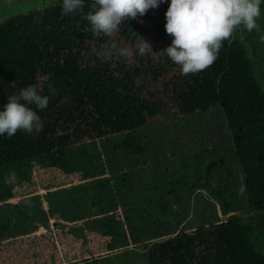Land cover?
<instances>
[{"label": "trees", "instance_id": "1", "mask_svg": "<svg viewBox=\"0 0 264 264\" xmlns=\"http://www.w3.org/2000/svg\"><path fill=\"white\" fill-rule=\"evenodd\" d=\"M91 2L85 0V12ZM169 4L170 0H164L143 16L125 19L111 36L85 32L81 14L64 15L60 5L18 13L0 22V110L8 96L29 85L38 86L40 94L48 96L42 110L31 106L44 123L40 133L18 130L11 138L0 136V178L14 174L17 182H24L32 171L53 168L71 157L72 152L65 153L68 145L85 136L102 145L109 171L120 184L111 189L105 205L103 196L94 193L98 184L91 181L50 189L42 196L18 194L21 197L15 203L0 204V226L7 224L0 231L6 229L8 237L39 227L46 232L49 218H53L54 228L76 234L80 229L76 221L86 217L84 224L108 215L118 217L113 212L117 205L133 214L127 219V230L144 233L143 222L147 221L154 236H160L156 233L169 223L165 204L159 200L150 204L133 182L123 179L120 183L122 175L113 174L124 161L145 160L148 148L142 130L151 123L167 125L217 106L231 137L245 204L251 210L264 211V90L254 76L243 42L232 36L224 41L210 67L198 74L181 75L179 66L163 52L173 39L165 30ZM142 39L152 51L138 54ZM120 48L133 50L130 61L114 56ZM58 130L63 135H57ZM77 148L78 159L88 156L86 144L79 143ZM93 149H97L94 144ZM196 166L194 179L182 183L185 193L208 184L207 170L201 174L200 163ZM226 173L232 174L230 170ZM177 183L170 180V191L179 190ZM232 184L209 188L223 219L189 231L170 222L166 232L174 235L143 246V264H264V252L254 245L250 226L234 213ZM7 190L0 184V201L15 196L6 194ZM88 192L92 197L84 195ZM87 197L90 207L85 211L80 207ZM114 220L116 228L120 221L115 224ZM113 226L107 224L109 232L104 235H112Z\"/></svg>", "mask_w": 264, "mask_h": 264}, {"label": "rangeland", "instance_id": "2", "mask_svg": "<svg viewBox=\"0 0 264 264\" xmlns=\"http://www.w3.org/2000/svg\"><path fill=\"white\" fill-rule=\"evenodd\" d=\"M53 5H60V0H0V22L18 13L41 10ZM260 12L257 19L258 30L249 32L246 28L237 29L232 36L242 40L246 55L253 65L254 76L264 90V42L260 40L264 36V3L260 5ZM41 81L42 78L39 83ZM142 134L148 148L145 160L137 162L135 158H131L129 162L124 161V166L113 174L122 175L120 183L123 179L133 182L136 190L145 194L150 204L155 205L158 200L165 204L164 213L169 218V223H178L182 230L189 231L198 226H210L224 218L209 188L220 183L227 185L233 182L231 189L234 192L236 208L234 213L250 226L254 245L264 252V211L251 210L245 204L231 137L218 106L205 112L182 116L167 125L153 122L142 130ZM79 143H84L89 148L86 158L78 159L75 156L79 151ZM93 144L97 147L96 150L93 149ZM68 147L65 153L72 152L68 160L61 161L50 169L32 171L24 182H17L13 178H0V184L8 188L6 194L15 195L1 200L0 204L15 203L21 197L18 194L30 192L27 195L42 196L50 189L71 187L90 181L98 184L95 187L98 193H94L98 198L103 196L104 205L109 202V192L120 187V184L116 183L109 171L110 162L104 155L102 145L97 139L91 140L82 136L79 142L73 141ZM194 154H198V157ZM197 162L201 165L198 168L199 173L207 170L208 184L199 189H189L185 193L182 183L194 179L193 170L197 168ZM227 170L231 171V176L227 175ZM170 180L178 181L179 190L170 191ZM160 183H164L165 187ZM47 186L49 188L46 189ZM157 193L162 196L156 198L154 194ZM116 194V191L113 192V195ZM84 195L92 197L91 192ZM87 200L88 197L80 209L88 210L90 202ZM40 201L46 209V202L42 197ZM113 212L119 216L115 215L111 219L108 215L84 224L82 220L86 217L76 221L74 224L80 227L76 234H70L66 229L60 231L59 228H54L50 223L53 218L47 219L49 229L46 232L39 227L25 235L8 237L7 230H1L0 264H143V246L174 235L168 236L166 232L169 223L156 233L160 236H154L155 232L150 230L147 221L143 222L144 233L127 230V219L133 214L118 205ZM113 219L115 224L116 221L118 223L117 219L120 221L116 228L113 226ZM107 224L115 228L110 231L114 230L110 236L104 235L109 232L105 228ZM10 225L8 230H11ZM3 226L7 224H2L0 228Z\"/></svg>", "mask_w": 264, "mask_h": 264}, {"label": "clouds", "instance_id": "3", "mask_svg": "<svg viewBox=\"0 0 264 264\" xmlns=\"http://www.w3.org/2000/svg\"><path fill=\"white\" fill-rule=\"evenodd\" d=\"M162 2L164 0H92L85 12V0H60V7L64 15L80 13L86 21L84 31L100 37L113 35L125 19H136L138 14L143 16L149 8H156ZM260 4L261 0H170L165 13V30L173 39L163 52L179 66L181 75L198 74L215 62L224 41H230L237 29L258 30ZM260 40L264 42V36ZM142 41L137 46L138 54L152 51L151 46ZM133 55L131 48H120L114 54L129 61ZM7 100L0 110V136L6 134L11 138L18 130L29 134L43 130L41 117L31 107L35 105L41 110L47 107L48 96L41 95L38 86L29 85ZM57 135L63 132L58 130ZM10 178L14 179V174Z\"/></svg>", "mask_w": 264, "mask_h": 264}, {"label": "water", "instance_id": "4", "mask_svg": "<svg viewBox=\"0 0 264 264\" xmlns=\"http://www.w3.org/2000/svg\"><path fill=\"white\" fill-rule=\"evenodd\" d=\"M45 206H47V204L45 203ZM50 223L52 224L53 223V220L50 221Z\"/></svg>", "mask_w": 264, "mask_h": 264}]
</instances>
